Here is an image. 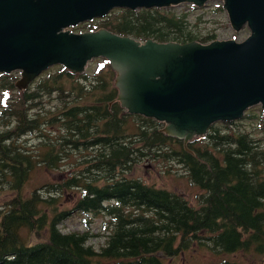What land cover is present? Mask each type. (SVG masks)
<instances>
[{"label":"trees","instance_id":"16d2710c","mask_svg":"<svg viewBox=\"0 0 264 264\" xmlns=\"http://www.w3.org/2000/svg\"><path fill=\"white\" fill-rule=\"evenodd\" d=\"M96 21L92 30L141 41L215 38L202 34L188 11L171 7L114 9ZM101 60L84 73L59 67L23 90L15 86L17 77L0 73V184L11 191L0 203V264H168L164 260L201 239L223 253H264L262 109L249 129L232 127L235 120L214 123L202 137L183 144L160 130L163 122L126 111L115 99V70ZM30 134L37 140L33 145H27ZM75 152L80 159L72 174L48 183L47 197L23 193L36 165L57 169ZM143 162L167 171L181 166L201 190L198 205L132 175ZM70 189L79 190V198L62 208L54 194ZM74 211L110 217L99 248L89 243L86 231H61L59 225ZM22 229L40 240L26 242Z\"/></svg>","mask_w":264,"mask_h":264},{"label":"water","instance_id":"95a60500","mask_svg":"<svg viewBox=\"0 0 264 264\" xmlns=\"http://www.w3.org/2000/svg\"><path fill=\"white\" fill-rule=\"evenodd\" d=\"M206 1L0 0V73L21 71L15 86L23 90L53 65L81 73L92 59L105 58L115 70V99L126 111L165 122L160 130L184 144L254 105L264 113V0H220L230 24L250 30L240 42L141 41L104 28H69L114 9Z\"/></svg>","mask_w":264,"mask_h":264},{"label":"rangeland","instance_id":"374dc122","mask_svg":"<svg viewBox=\"0 0 264 264\" xmlns=\"http://www.w3.org/2000/svg\"><path fill=\"white\" fill-rule=\"evenodd\" d=\"M173 8L175 11H188L192 22L196 20L198 22V30L202 34H215V38L212 41H224L233 39L235 41H243L250 34V30L246 24L241 28H234L227 17V14L221 4L220 0H208L203 5L196 6L190 2H179L173 6L164 8ZM198 17L200 18L198 20ZM96 19L87 23H80L75 27L69 29L74 32H83L92 30L91 25L96 24ZM105 29V28H104ZM102 58H94L86 65L84 72L92 71L98 67ZM61 65H53L48 69L37 75L27 86L28 89L32 82L41 76H44L47 72H53L57 70ZM83 72V73H84ZM10 74L14 75L18 79L20 78L21 71L16 70ZM18 90H16L17 92ZM245 114L253 115V118L244 117ZM245 114L235 121H239L237 124H232V127L238 126L242 129H249L253 127L257 122L258 117L261 115L260 105H254L249 107ZM216 125H224L223 122H216ZM166 125L163 122V127ZM236 125V126H235ZM53 131V129H50ZM27 145H33L36 143V139L33 134H30ZM202 136H192V139L200 138ZM78 152L70 154L65 160H63L57 169H46L43 165H36L30 173L28 179L23 184V193L30 195L33 191L41 194L42 197H47L46 185L48 183L57 182L64 177L72 174L74 165L79 160ZM135 177H139L144 182L154 185L156 187H163L168 190L177 192L183 195L192 205H198V198L201 190L191 183L186 177L184 170L181 166L175 165L173 169L167 171L166 167L162 164H156L153 162H143L136 165L133 169ZM11 191L8 184H0V203L3 199L10 197ZM25 195V196H26ZM60 203L62 208L69 209L73 206L77 198H79L80 191L70 189L61 193L54 194ZM110 226V217L103 214H94L91 212H77L74 211L70 216L64 219L59 228L63 232L67 231H86L90 235L89 243L95 248H99L104 242L105 236L108 233V227ZM21 236L26 242H36L40 239L33 234H30L27 229L20 231ZM45 233V231L43 232ZM45 236V234H43ZM210 243L201 239L200 242H192L190 248L186 249L183 253L176 256L173 259L164 260L168 264H200L203 262H215L220 260H229L237 262L238 264H264V253L255 254L248 252H237L233 254L223 253L213 250L210 247Z\"/></svg>","mask_w":264,"mask_h":264},{"label":"flooded vegetation","instance_id":"af4514ba","mask_svg":"<svg viewBox=\"0 0 264 264\" xmlns=\"http://www.w3.org/2000/svg\"><path fill=\"white\" fill-rule=\"evenodd\" d=\"M95 20V19H94ZM97 20V19H96Z\"/></svg>","mask_w":264,"mask_h":264}]
</instances>
